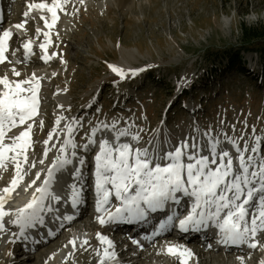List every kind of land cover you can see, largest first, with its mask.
Listing matches in <instances>:
<instances>
[{
  "label": "snow or ice",
  "instance_id": "obj_1",
  "mask_svg": "<svg viewBox=\"0 0 264 264\" xmlns=\"http://www.w3.org/2000/svg\"><path fill=\"white\" fill-rule=\"evenodd\" d=\"M67 3L68 0H51V3L28 5L30 11L37 9L50 14L39 17L47 30L35 29L36 35L43 38L38 47L43 53L40 59L45 63L55 58V52L49 54L53 46L50 30L57 24L58 10L63 11ZM30 11L23 16L28 17ZM26 22L15 27L23 30ZM13 35L11 30L0 32V65L6 60L13 64L11 74L17 78L0 77V170L7 172L10 166L14 168L10 185L0 194V233L9 231L6 224L16 229L9 243L28 241L31 230L47 227L46 218L59 221L61 228L65 221H73L74 215L61 216L57 205L63 200V206L70 205L78 213L79 206L85 202V192L90 188L96 222L101 227L145 228L143 241L152 242L166 233L178 231L185 234L212 232L216 243L225 247L256 249L261 244L264 240V154L261 147L264 137L260 135H253L250 144L243 136H232L223 130L214 134L211 128L201 132L196 127V135L174 144L167 131L161 140L157 128L145 141L141 135L144 129L130 120H125L121 126L120 121L124 119L121 117L110 123L97 120L93 124L89 120L84 142L78 143L76 137L83 128L82 118L61 114L56 116L55 126L42 141L41 156L30 160V149L35 143L33 125L44 127V121L36 119L41 83L35 74L21 78L15 65L23 62L9 60L6 56ZM22 48L25 60L34 55L31 40L24 42ZM108 67L119 77L117 83L146 71L143 67L127 70L111 64ZM91 106L90 103L88 107ZM17 129L21 130L13 135ZM252 132L255 134L256 129ZM51 152H55L54 158L45 166ZM37 165L45 167L35 171V178L27 185V189L35 186L31 199L22 207L6 210L11 193ZM63 173H68L72 181L67 184L66 200L54 191L57 174ZM48 235H53L51 230ZM96 240L97 247L88 239H82L78 246L75 240L69 243L85 252L91 248L98 264H121L116 245L108 235L98 232ZM131 242L141 246V240L131 239ZM165 251L175 256L179 264H190L195 255L181 244L166 245ZM237 259L244 264L243 256Z\"/></svg>",
  "mask_w": 264,
  "mask_h": 264
},
{
  "label": "rangeland",
  "instance_id": "obj_2",
  "mask_svg": "<svg viewBox=\"0 0 264 264\" xmlns=\"http://www.w3.org/2000/svg\"><path fill=\"white\" fill-rule=\"evenodd\" d=\"M17 7L11 10L19 12L16 19L4 21L0 28L20 20L22 7ZM77 9H70L73 14L64 22L65 17H60L59 27L69 31V37L64 36L68 42L55 50L47 69H41L48 76L45 82L49 86L56 82L63 92L55 96L46 86L51 91L43 93L44 126L52 123L51 114L58 113L62 105L64 112L60 114L82 118L83 124L89 120L110 123L121 117L123 126L125 120L134 121L144 129L141 135L145 141L157 128L167 131L174 142L181 141L189 129H210L215 122H222L229 131L234 126L236 134V130L251 134L255 128V134L264 137L262 57L239 50V27L248 24L241 20L238 29L229 31H222L218 25L221 13L243 17L264 11V0H132L125 6L114 0H80ZM260 24L263 26L264 21L251 27ZM15 37L9 40V47H19L20 38ZM235 53L242 65L231 68L228 57ZM109 64L125 70L143 67L146 71L117 83L119 77ZM247 68L252 75L245 73ZM191 102L194 114L188 111ZM90 103L92 106L84 110ZM256 250L244 257V264H261L264 246ZM215 255L227 260L231 254ZM43 257L42 253L33 259L43 264ZM19 258L17 254L4 257L0 252L1 264H6L5 259L10 260L8 264H19ZM144 260L155 264L146 257ZM161 264L174 263L163 259Z\"/></svg>",
  "mask_w": 264,
  "mask_h": 264
},
{
  "label": "bare ground",
  "instance_id": "obj_3",
  "mask_svg": "<svg viewBox=\"0 0 264 264\" xmlns=\"http://www.w3.org/2000/svg\"><path fill=\"white\" fill-rule=\"evenodd\" d=\"M8 1L9 0H7V2ZM79 1L80 0H68V3L64 5L63 11L58 10V13H57L58 14V17L64 16L65 19H70L69 18V14L71 12L70 9H72V10L73 9H76V11H77L78 10L77 9V5H78ZM114 1H116L118 4H121V5H124V6L126 4L131 5V2H132V0H114ZM38 2L39 3H41V2L51 3V0H44V1L43 0H38ZM15 5L16 4L13 3L12 6L3 7V10L4 11H7V10L10 11V10L13 9V7H15ZM59 20H60V18L58 19L57 24L50 30V34H51V37H52V40H53V46L51 48H49V51H50V49L52 51H55L56 49L61 48V45L63 43L68 42V41L65 40L64 36L69 37V35H68L69 34V31L66 34V30H62L61 27H59V23H58ZM45 30H47V29H45ZM15 34L17 36V32H15ZM20 34H21V31H20ZM61 34H64V35H61ZM32 35H33V33H31V36ZM13 37H15V36H13ZM56 38H59V40H57ZM39 41H40V43L43 42V40H39ZM75 41H77V40H75ZM40 43L33 45V53H36L37 52L38 55H42L41 54L42 52L40 51V49L38 47V45ZM13 46H16V45L13 44ZM62 46H64V45H62ZM18 51L20 52L19 53V56L21 57V54H24V53L21 52V50H19V49H18ZM50 54H51V52H50ZM6 56H7V52H6ZM64 58H65V56H64ZM9 60H12V59H9ZM27 60L29 62H27V64H25V66H23V65H21V66L15 65V67H17V69L21 72V74H22L21 77L22 78L29 77L28 75H30L31 74V71L34 70L36 72L34 74L36 75L37 78L40 79V83H41L40 94L41 95H43L44 92L51 91L50 88L53 89V93H54L55 96L57 94H63V92H61V91L54 90V88L57 89L56 87L59 86L56 82L51 83L50 86L48 84H46V82H45V80H46V78L48 76L44 75V72H42L41 69L46 68V66L49 64V62L45 63L39 57H34V55L29 56V58ZM5 63H7V62H5ZM5 63H4V65H6ZM0 66L2 67L3 65H0ZM6 67H7V69H5V72H3V70L0 69V77H2L4 75H8L11 79H17L16 77L12 76V74H11V69L13 67V64H10V68H9V66H6ZM156 78L159 79L158 76ZM154 80L155 79H152L150 82H153ZM46 86H49L50 88L49 87H46ZM56 92H57V94H56ZM45 100L46 99L43 98L42 101L45 102ZM207 100H209L208 97H207ZM49 105H50V103H49ZM62 112H64L63 107L62 108L59 107L58 108V113L51 114V121H52V123H47L46 126H44L42 129L41 128H38L34 124V126H35L34 127L35 128V136H36L35 140L36 141L34 140L35 141V143L33 144V146H34L33 154L34 155L32 156V158L38 159L41 156L42 150H43V147H44L43 144H42V140H44V139L47 138V133L55 126L54 121H55L56 116L57 115H61L60 113H62ZM62 115H65V114H62ZM47 117L48 116L46 115V118ZM105 120H107V119H105ZM86 124L87 123L85 122L83 124V129L80 130V132L77 134L76 139L79 142H82L83 141L81 139L82 138L81 135H82V133L86 129V126H85ZM226 124L228 126L230 125V123L227 122V121H226ZM211 129L213 130V133L214 134L217 131L222 130L221 128H211ZM207 130L208 129L201 130V132L207 131ZM191 135H193V136L196 135L195 131H193ZM229 135L238 137V135L236 133H231ZM252 135H260L261 136V133L254 134V133L251 132V134H247V133H245V131L244 132H241V136H244L248 141H251L252 140ZM160 137L163 140V138H164V132L160 131ZM33 138H34V133H33ZM39 139H40V142H39ZM185 139H189V138H185ZM178 142L179 141L174 142V144H178ZM51 143L52 142H50V144ZM263 146H264V142L261 145L262 149H263ZM226 147H228V146H226ZM30 153H32V150H30ZM54 153L55 152L49 153V157L52 154L54 155ZM47 162H48V160H46L45 164ZM25 168H27V165L25 166ZM9 169H11V168H9ZM12 173H14L12 171V169L10 171H8L7 173L5 171H3V170H0V186L2 184H5L6 181L9 180L13 176ZM34 178H35L34 177V171H32L29 175H27L25 177V180L24 181H22V182L19 183V184H21V189H22V187H23V185L25 183H27V184L30 183L31 180L34 179ZM64 179H67L70 182H72L70 177H66ZM26 180H29V181L26 182ZM66 197H68V196H66ZM83 214H84L83 212L81 213V215L80 214H76L75 217H74V219H73V221H71L68 224H66V227H64L63 229L57 230L56 235L54 237H52V238L46 239L45 242L42 243L41 240L35 239L34 240L35 243L32 244V245L35 247V249L37 250V252L33 254L28 249L23 250L22 251V254L19 255V257H20L19 260H21V262L19 264H23V263H25V264H31L30 261H34L33 264H40L37 261V259H33V258H36V257L41 256L42 253L44 255L43 258L46 259L45 261H43V264H72L69 261L66 263V260L65 259H67V260L72 259V262L73 263H76V264H80V263L81 264H98V261L96 260L94 254L91 251V248L89 249L88 252H85L82 249H79V247H73L69 243L70 241L75 240L76 241V244L78 246L79 243H80V241L82 239H88L89 242H90V244L93 247L99 246V243H98L97 240H95L94 235L88 233V231H87V228L89 227L88 224H87L88 218H86V215L84 216ZM79 220H81L80 221V225L78 224V221ZM169 234L170 233H167V234H165L163 236V238L158 239V240H155V241L158 242L159 244L172 242L173 239L176 237V234H173L174 235L173 237L171 236V234H170V237H169ZM114 240H115L114 243H116V245L120 244L121 241H123L122 238H118L116 236L114 237ZM130 241H131V239H130ZM181 243L182 242H180V244ZM191 249L193 250V252H194L195 255L193 257V260L190 261V264H196V263L197 264H214V263L232 264L231 262L233 261V259L235 257L243 256V255L237 256V255L231 254L230 256L227 257L228 258L227 260H226V258L224 260V257L222 259H220V257H222V256H220V255L216 256L214 254V252H220V249L215 250V251L213 250V252H212L213 254L212 255H208L207 257H206V255L208 253L202 252L203 250H197V251H195V249H197L195 245H193V247ZM40 250H42L43 252L39 254L38 252H40ZM149 251L150 250L147 249L145 251H142L141 253H138L137 254L138 256L135 259L136 264H146V261L144 260V258L146 257L147 259H150V255L147 254V253H150V252H154V254L151 253L152 254L151 256L152 257H155L154 258V261H153V262H155V264H161L163 262V259H167V262L172 261L174 264H176V261L174 262L170 257H166V256H164L162 254L156 253V250H153V251H150V252ZM0 252L3 254L4 257L12 258L15 255V251H11L10 249H7L6 247H4L3 242H0ZM9 253H11V255H9ZM225 256H227V253L225 254ZM40 260L41 259H39V261ZM9 261L10 260L5 259V263L6 264L11 263ZM128 261H130V259ZM0 264H1V262H0ZM240 264H241V262H240Z\"/></svg>",
  "mask_w": 264,
  "mask_h": 264
},
{
  "label": "trees",
  "instance_id": "obj_4",
  "mask_svg": "<svg viewBox=\"0 0 264 264\" xmlns=\"http://www.w3.org/2000/svg\"><path fill=\"white\" fill-rule=\"evenodd\" d=\"M239 28H240V37L238 40L240 43L239 50L244 49L245 51L255 52V54L259 53L260 56L262 57V62L260 63L259 66L262 68L264 74V25L262 26L260 24L257 27L242 26ZM236 53L228 57L227 64L231 68L234 65H238V66L242 65Z\"/></svg>",
  "mask_w": 264,
  "mask_h": 264
},
{
  "label": "clouds",
  "instance_id": "obj_5",
  "mask_svg": "<svg viewBox=\"0 0 264 264\" xmlns=\"http://www.w3.org/2000/svg\"><path fill=\"white\" fill-rule=\"evenodd\" d=\"M241 20L248 24L249 27L254 26L257 23L264 21V11H261L260 13L253 11L243 17H237L234 12L230 14L221 13L218 19V25L222 31H229L232 28L238 29Z\"/></svg>",
  "mask_w": 264,
  "mask_h": 264
}]
</instances>
